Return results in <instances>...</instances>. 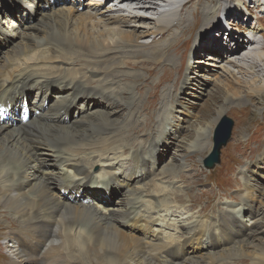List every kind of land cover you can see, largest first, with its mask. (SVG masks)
Segmentation results:
<instances>
[{
  "label": "bare ground",
  "instance_id": "1",
  "mask_svg": "<svg viewBox=\"0 0 264 264\" xmlns=\"http://www.w3.org/2000/svg\"><path fill=\"white\" fill-rule=\"evenodd\" d=\"M46 1L48 0H44V2ZM102 1L111 4V7L107 10L109 13L112 12L111 15L105 16L102 10H100V5L96 4V7L92 9V12L94 11L93 14L88 12L85 14L78 13V10L74 11L75 8H71L69 11H56L54 9L55 11L48 14L43 12L39 16L41 19L39 21L40 26L37 25V22L29 27H24L25 29L38 28L43 33V40H40L37 34H27L25 39L16 43L14 47L4 50L0 47V50L2 49L4 53V57L1 59L3 63L0 65V175L4 174L3 178L9 182L7 186L0 184V204L14 215H20L19 217L26 216L27 221H29L26 226V236L22 238L11 232L9 237L6 238L7 244H9L7 246V254L14 257L11 261L12 264H70L68 256L72 258L74 252L77 255L86 254L85 257L79 258L80 260L84 259V261L88 262L87 264H225L231 256L238 257L237 255L243 256L244 259L248 258L249 264H264V240L260 237L262 234H259L262 231L259 232L257 229L252 228L251 231L255 232L251 239L260 238L254 242L243 240L241 235L247 234L248 226L243 223V220L234 217L232 214L222 213L213 219L216 231L207 230L203 225L193 223L189 224L186 228L181 226L176 227L177 233L165 232L162 229L163 227L154 229L153 224L161 222V220L153 221L152 218L149 219L145 216V211H141V215L137 214L134 216L132 214L131 206L134 203L133 199L138 200L137 198H139V189L137 190L132 182L141 185L140 187H144L141 184L144 177L154 178L155 174L149 173L146 169L149 168L153 171V167L158 164V160L154 154L155 152L158 153L159 143H170L168 138L169 132L167 130L162 131L157 140L155 139L152 143H149L155 150L152 151L153 158L140 153L138 149L132 152V166L137 169V174L138 169H141L139 176H135L134 174L124 176L122 177L124 179L122 183H120V177L116 175L97 179V184L124 186L129 191L128 197H125L122 204L124 205V209L120 211L111 209L110 205L113 202V197L111 196L108 199H103L106 201L103 206H97L96 203H91V200L88 199L89 193L92 192V187L95 185L93 183L95 177L86 166L91 167L94 164L93 159H99V155L103 157L108 152L112 153L121 146L123 147V144L127 141L122 134L127 128L129 130L131 121L132 125L136 122H134V118L129 123L123 124V127L111 131L109 136L104 138L103 136L108 133L104 134L102 132L111 130V126H114L115 123L111 120L112 113L99 107H106V104L94 102V96L100 97L105 103H117L116 100L121 99L119 103L123 102L124 106L129 108V112L131 113V109L135 107L136 102L133 103L134 100L132 101V98L123 99V95L127 94L129 96L130 87L126 84L127 86L124 88L125 85L123 84V90L121 89V92L118 93L114 92L113 86L111 87L110 85L116 80L118 82L130 80L133 76L123 72L114 73L113 68L121 64L128 66L130 62H134L133 59L140 58L145 50L147 51L145 55L147 58L159 63L158 60H162L165 55L169 54V50L174 49L173 46H175V44L172 46L173 38L164 44L153 38L152 41L154 42L143 44L144 46L141 48L137 44L138 42L136 43L133 33L116 36L111 30L104 28L108 22H130L131 11H137V14L140 16L137 20H141V18L146 17L144 14H141L142 12L152 13L156 11L159 7L158 0ZM197 1L176 0L170 5L160 3L163 6H174L175 8L178 6L177 11L180 14L177 18H170L171 13L167 16L157 17V26L154 31L150 32V35L156 36L161 34L162 36V34L166 35L171 31L187 30L189 26L182 27L185 19H187L184 11ZM220 1L222 2L219 3L225 4L229 2L228 0ZM13 2L14 0H12ZM143 3L148 5L145 9L143 8ZM168 3L169 1L166 4ZM40 4L49 5V2ZM14 5L17 10H13H23L20 6L21 4L16 5L14 3ZM220 5H216V11ZM33 6L30 5L32 11L31 7ZM243 6L244 10H250L249 8H251L253 11V9L256 10L258 7L264 5L259 2L256 5ZM10 7L13 8L14 6ZM77 7L76 9H82V6ZM127 10H130L128 11L130 12L129 14L124 13ZM235 10V8L225 5L224 8L218 10L217 18L220 15L224 16L222 13L225 12L227 16L236 17L240 20L241 14ZM27 11L29 10L25 9V12ZM99 14L102 15L100 20L95 22V15L99 16ZM191 17L194 20V13H192ZM207 19L210 20L211 18L207 17ZM137 26L139 25L137 24ZM238 26L239 24L233 27V29H237ZM128 27L131 31L143 28ZM207 27L208 25L204 29ZM259 31H262L261 36H264L263 30H255L257 33ZM15 32L17 33L16 30L12 32V37H14L13 34ZM231 35H233L232 32ZM202 36L203 34L199 35L196 40L200 39V41L195 44L191 43V46L187 50L182 49L181 46L178 47L180 51L178 49L177 51L182 53V56L185 57L184 60H192L194 58L193 54L196 53L195 50L202 49V43H200L203 39ZM231 37L234 39L235 45L233 48H229V58H232L230 61L238 59L242 53L244 54V58L256 59L258 63L264 60V46L255 41L254 37L250 39L235 38V35ZM8 41L9 43L12 42L10 38ZM189 43V40L185 42L187 46H189ZM255 45H260V48L255 47ZM211 56L208 55L209 58L207 60L210 61L214 58ZM65 60L82 62L84 63L82 67L85 68H62L60 64L65 62ZM216 61L214 60V62ZM193 63L200 62L193 60ZM246 67L247 65L244 66V68ZM227 71L226 69L225 75ZM222 84L225 86L227 93L236 96L237 90L230 92L232 86L230 85L229 78H225ZM238 84L240 83L238 82ZM33 90L38 91L35 104L38 102L39 108L42 109H44V106L41 100L47 102L51 98L50 93L52 91H55L58 94L57 96L61 97L56 104L57 112L54 116L44 113L37 115L30 110L23 111L26 104L35 99L32 95ZM175 92L176 89L173 86L172 93L175 94ZM254 92L257 93L260 90H255ZM79 100L82 101V104H87L85 106L82 104L78 106L77 102ZM176 102L180 104V100L177 99ZM89 106L91 107L90 110L88 109ZM172 111H174L173 106H171V110L168 112V118H174ZM73 112L75 117L70 120L69 115ZM145 114L147 116L146 119L151 117L150 113L146 112ZM16 115L18 116L16 117ZM218 115L217 119L219 120L221 115L220 113ZM9 117H12V119H9ZM137 120V123H139V119ZM147 121L150 120L147 119ZM79 122L80 125L83 122L90 126L92 131L95 127L103 131L97 133L91 143L88 142L89 140L85 143L84 139V143H82L78 138L80 132L77 125ZM29 124L41 128L46 137L40 139L39 136L31 134L32 132H27L30 131L26 129V126ZM154 125L148 122L142 130L151 129ZM211 126L212 124L210 123ZM36 130L38 129L36 128ZM83 132L89 131L84 130ZM139 133L140 131L135 130L133 135ZM200 133L199 136L201 138L204 135V129L200 128ZM197 139L199 140V138ZM48 141L51 144L47 143ZM202 143H207V148L212 146L211 143L206 141H194L188 145V149L199 151L203 147ZM40 149H45L49 152V156L50 154L52 155L49 162L38 156ZM122 152L126 153L127 150L123 148ZM41 167H47L50 172L40 171ZM55 168L61 171V173H52L51 170ZM28 169V175L24 176L25 171ZM160 174H168L167 176L170 175L171 178L173 172L167 170ZM1 180L0 178V182ZM242 186L249 195V199L245 200V203L249 206L250 211L254 213L255 203H253V200H258L260 196L262 199L259 198V204L262 206L264 192L256 188L257 193L255 194V185H252L248 179L244 180ZM50 189L53 192H50ZM79 191L84 195L87 192L85 199L88 202H84L82 199H77L74 196ZM149 195L150 193H147V197L151 201H157L158 198L156 196ZM93 198L96 200V197ZM229 198V202L238 204V197ZM98 199L100 200V198ZM167 204L166 196H164L162 202L153 205V210L158 211L161 208H166ZM192 204L191 208H195V205H198L197 203ZM204 210L206 208H200L198 213ZM253 227L256 226L254 225ZM122 228L128 229L129 232ZM204 238L205 240L209 239L210 243L213 246H217L218 249H222V245H235L226 250H216L217 252H208V250L200 252L198 255L190 252V248H194L195 250H199L200 247L202 248L201 240ZM32 240H37L38 242L33 244ZM49 243L53 244V246L46 248ZM90 253H93L94 256ZM97 256H105V263L94 260L95 258L98 259Z\"/></svg>",
  "mask_w": 264,
  "mask_h": 264
},
{
  "label": "rangeland",
  "instance_id": "2",
  "mask_svg": "<svg viewBox=\"0 0 264 264\" xmlns=\"http://www.w3.org/2000/svg\"><path fill=\"white\" fill-rule=\"evenodd\" d=\"M101 1L102 0H48L44 2V0H14L12 3V0H0V47L3 48V50L14 47L16 43L23 41L27 34H37L40 40H43V33H41L38 28H24L25 26L29 27L30 25H34L37 22V25L40 26L39 21L41 19L39 16L42 15L41 13L43 12L48 14L55 10L69 11L71 8H75L74 11L78 10V13L85 14L88 12L93 14L94 11L92 12V9L96 7V5H100V10H102L105 16L111 15L112 12L109 13V11H107L111 7V4ZM167 1H169L168 4H166ZM174 1L176 0H158L157 3L170 5ZM228 1L229 2L225 4L219 3L222 2L220 0H198L184 11L187 19H185L182 27L186 25L189 26L187 30L171 31L166 35H156L157 37L150 35V32L154 31L156 28L157 21L147 17L141 18V20L138 21L137 19L140 18V16L137 14V11H131L132 16L129 17L131 19L130 22H123L124 24L118 22L106 23L104 28L111 30L116 36L125 33H133L136 43L138 42L137 44L141 48H143V44H151V42H154L152 41L153 38H155L156 41L159 40V42H162L161 44L167 43L168 40H172L173 38L174 41H172V46L174 44L175 46H173L174 49L172 48L169 50L168 55H165L166 58L163 57L162 60H158L159 63L147 58L145 56L147 51L145 50L140 58L133 59L134 62H136L135 64L134 62H130L129 64L131 65L128 64V66L122 64L118 65L116 66L117 68L115 67L117 71L113 68V72L115 71L114 73L123 72L133 76V78L131 77L130 80H127L128 82L126 80L120 82L116 80L110 86H113L112 89H114V92L120 93L121 89L123 90V86L125 85V88L128 85L130 87L129 96L125 94L123 95V99L132 98V101L134 100L133 103L136 102V105L131 109L132 111L130 110V113L129 108L124 106L123 102L119 103L121 99L116 100L117 103H105L98 97V100L94 102L106 104V107H99L112 113L111 120L115 125L111 126V130L108 132L98 127H95L92 131L90 126L83 122H81L82 125H80L79 122L77 125L80 132L78 138L82 143H84L83 139L85 143L87 140L91 143L93 137L95 138L97 133L102 131L104 134L108 133L103 136L106 138L111 131L123 127V124L129 123L135 118L134 122H136L134 125H132L131 121L132 128L130 127L131 129L129 128V130H127V128L122 134L127 141L123 144V147L121 146L118 148L115 153H108L104 158L100 157L99 159H93L94 164H92L91 167L86 166L92 175H94L95 180H97L105 176V174L107 176L116 174L118 177L119 174L129 175L132 173L135 176L140 175V173L137 174V169L132 166V152L138 149L140 153L153 158L155 154L153 155L152 151L155 150L149 143H152L155 139L157 140L161 132L167 130L169 132L168 138L170 143H159L158 164L153 167V171L149 168L146 169L149 173L155 174L154 178L144 177L141 184H143L144 187L147 185L145 188L140 187L141 185L138 184L135 185L136 189H139V198H137L138 200H135V198L133 199L134 203L133 206H131L132 214L134 216L137 214L141 215V211H145L146 213L144 214L149 219L152 218L153 221L161 220V222H155L153 224L154 229L163 227L162 229L165 232L177 233L176 227L181 226L186 228L189 224L193 223L196 225H203L207 230L216 231L213 219L222 213H228L243 220V223L248 226L247 234L244 236L243 234L241 235L242 239L247 242H254L260 237L264 240V202L262 206H260V196L258 200H253L255 209L254 213H252L249 206L245 203V200L249 199V195L242 184L245 179H248L251 181L252 185H255V187L253 186L255 194L257 193L256 188L264 192V60H262L260 62L262 64H260L256 59L244 58V54L242 53L239 58L237 57L238 59L230 61L232 58H229V48H233L235 45L234 39L231 37L233 35H235V38L240 37L241 39H250L254 37L255 41H258L264 46V36H261L262 31L258 33L255 32V30L264 31V6H260L258 9L249 12H245L243 9V5L248 7L250 4L256 5L259 2L264 5V0ZM48 2L49 5L40 4ZM14 3H16V5L21 4L20 6L23 10H13L16 9ZM143 4V8L145 9L148 5L146 3ZM217 4H221L218 10L224 8L225 5L235 8V11L241 14V17H239L240 20L231 16L221 17V15L217 18L219 13L218 10L216 11ZM12 5L14 6L13 8L10 7ZM30 5H34L31 7L34 12L30 9ZM77 6H82V9H76ZM168 7L172 8L173 6ZM252 7L256 8L255 6ZM177 8L178 6L175 8L173 11V13H175H172L170 18H177L179 16L180 12L177 11ZM25 9L29 11L25 12ZM128 11L130 10L124 13L129 14L130 12ZM192 13H194V20L191 19ZM141 14H144V16L154 15V12H142ZM101 16V14H99V16L95 15L94 21H99ZM207 17L211 19L209 20ZM137 24L139 26H137ZM237 24H239L238 28L232 30ZM207 25L208 27L204 29ZM128 26L143 28L131 31ZM14 30H16L17 33L15 32L16 36L13 34L14 37H12V32ZM231 32L233 35H231ZM201 34H203V39L201 38L202 40L200 42L202 43V49L199 48L200 51L195 50L196 53L193 54L194 58L192 60H184L185 57L182 56V53L178 52L180 51L178 47L181 46L182 49L187 50L191 46V43L195 44L200 41V39H196L199 35L201 36ZM9 38L12 41L11 43L8 41ZM38 40L37 42L39 43ZM187 40L190 42L188 44L189 46L185 44ZM255 47L260 48V45H255ZM208 55H212L211 57L216 59L213 58L209 61L207 60L209 58ZM3 57L4 53L1 49L0 61ZM193 60L196 62L199 61L200 63L195 64ZM214 60L217 61L214 62ZM2 63L3 61L0 62V65H2ZM60 65H62V68L68 69L85 68L82 67L84 63H79L74 60H65V62H62ZM246 65L247 67L244 68ZM5 66L7 67V65ZM226 69L228 71L225 75ZM225 78L230 79V85L232 86L230 92L237 90L235 93L236 96L226 92V88L222 84ZM238 82L240 84H238ZM173 86L176 89L175 94L172 93ZM255 90H260V92L255 93ZM37 93V90L32 91L33 98L36 100L32 99L28 102V110L30 109L32 111V108L36 107ZM53 95H55V92ZM166 95L167 98L170 95L168 100ZM153 98L157 99L153 100ZM173 98L175 99L172 100ZM177 99L180 100V104H177ZM58 100L59 98L55 97L54 101L51 99V101L46 102L41 113L48 114L53 111L55 106H57ZM78 105L80 104L78 103ZM171 106H173L174 109V111H172L174 118L167 117L168 112L171 110ZM183 106H185V108H183ZM88 109L90 110L91 107L89 106ZM144 111L151 114V117L147 118L150 121H147L146 112ZM218 113L221 115L219 120L217 119L219 116ZM17 116L18 115H16V117ZM73 117H75L74 113L72 114V118ZM72 118L70 120H72ZM137 119H139V123H137ZM227 119L232 121L230 139L226 146L221 148L220 163L216 164L213 170H206L204 168V159L213 153L212 146L214 144L215 135L219 126ZM148 122L155 125L146 131L142 130L144 125ZM210 123L212 124L211 127ZM36 128L38 130H36ZM200 128L204 129V135L201 138L199 136L202 134L200 133ZM26 129L30 130H26L27 132H32L31 134L39 136L40 139L46 137L43 130L38 126L36 127V125L29 124L26 126ZM133 129L140 131V133L133 135L135 132ZM84 130L89 132L84 133ZM95 132L96 134H94ZM197 138H199V140ZM194 141H206L211 143L212 146L207 148V143H202L203 147L199 151L188 149V145ZM47 143L51 144L50 141ZM123 148L127 150L126 154L122 153ZM38 156L43 160L46 159V162L51 160L49 152L45 149H40ZM167 170L173 172L171 178L170 175L167 176L168 174H160ZM40 171L46 173L50 172L47 167H41ZM51 171L52 173L56 172V174H59V172L61 173V171L56 168ZM28 172L29 169L25 171L24 176L28 175ZM138 172H141V169H138ZM3 175L4 174L0 175L2 179L0 184L7 186L9 182L3 178ZM151 181L152 183H150ZM50 192L53 191L50 189ZM160 192L166 195L167 205L171 207V210L167 207L161 208L158 211H155V209L153 210L154 206L151 204V199L147 197V193H150L149 196L160 197ZM127 195L128 193L124 189L119 190L115 188L110 195L113 197L110 208L119 211L124 209V205L122 204L124 203L125 197H128ZM176 197L178 198L175 199ZM225 197H227L228 200ZM229 197H238V204L229 202ZM88 198L91 199L93 197L88 196ZM94 203H97L99 206L104 205V201H97ZM192 203H197L198 205H195V208H191V206H193ZM138 205L141 206L139 207ZM200 208H206V211L198 213ZM169 210L170 213H168ZM19 216L14 215L10 210L4 208L0 204V264H12L11 261L14 258L7 254V246H9V244H7L6 238L9 237L10 233L14 232L22 238L26 236V226L29 221H27L26 216ZM165 218L166 222L171 223V225L165 223ZM164 225H168V227ZM254 225L256 227H253ZM252 228L257 229L259 232L262 231L259 233L262 234V236L260 235V237L251 239L255 232L254 230V232L251 231ZM122 229L129 232L126 228ZM204 240L205 238L201 240L202 248L200 247L199 250L190 248V252H194L195 255H198L200 252H206L208 250V252L226 250L235 245H222V249H218L217 246H213L210 243L209 239ZM37 242V240H32L33 244ZM52 246L53 244L49 243L46 248ZM90 254L94 256L93 253ZM83 256L85 257L86 254L77 255V253L74 252L72 258L68 256L70 264H87L88 262L84 261V259L80 260ZM237 256L238 257L231 256L228 259L229 261L225 262V264L250 263L248 258L244 259L241 255ZM94 260L105 263V256H100L98 259L95 258Z\"/></svg>",
  "mask_w": 264,
  "mask_h": 264
},
{
  "label": "water",
  "instance_id": "3",
  "mask_svg": "<svg viewBox=\"0 0 264 264\" xmlns=\"http://www.w3.org/2000/svg\"><path fill=\"white\" fill-rule=\"evenodd\" d=\"M232 130V121L224 120L219 126L218 131L214 138V151L211 157L207 158L205 161V166L207 169H212L215 163L219 161V152L222 147L226 146L228 140L230 139Z\"/></svg>",
  "mask_w": 264,
  "mask_h": 264
}]
</instances>
